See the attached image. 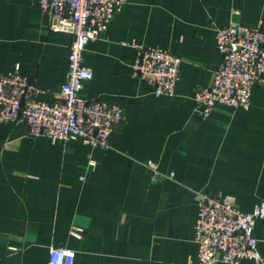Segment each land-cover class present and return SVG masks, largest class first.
Instances as JSON below:
<instances>
[{
	"label": "crops",
	"instance_id": "crops-1",
	"mask_svg": "<svg viewBox=\"0 0 264 264\" xmlns=\"http://www.w3.org/2000/svg\"><path fill=\"white\" fill-rule=\"evenodd\" d=\"M233 20L264 30V0H128L121 7L84 51L93 76L81 94L124 107L110 148L30 137L22 122L0 125V264H49L52 245L73 249L75 264H196L201 193L231 195L244 212L264 199V80L249 109L220 104L203 118L194 98L221 61L215 27ZM51 23L32 0H0V70L20 63L49 101L66 81L72 41ZM128 41L181 57L173 95L156 96L133 77L137 49ZM148 162L173 177H155ZM254 235L264 257V219Z\"/></svg>",
	"mask_w": 264,
	"mask_h": 264
},
{
	"label": "built area",
	"instance_id": "built-area-1",
	"mask_svg": "<svg viewBox=\"0 0 264 264\" xmlns=\"http://www.w3.org/2000/svg\"><path fill=\"white\" fill-rule=\"evenodd\" d=\"M52 15L51 27L72 34L66 81L57 99L46 100L47 91L24 72L20 63L0 70V125L24 123L30 137L47 136L66 141L81 138L91 147L110 148L111 134L125 118L120 102L88 98L81 94L83 82L93 73L84 63L89 41L96 39L128 0H32ZM216 47L221 61L209 83L194 91L197 111L210 116L217 105L249 109L257 83L264 80V30L261 23L233 20L215 27ZM125 44L137 49L132 75L150 84L156 96L173 95L180 78L182 59L168 49L135 41ZM96 162L90 161V166ZM155 177H173L148 162ZM84 178V176H83ZM264 219V199L252 211H241L231 195L200 194L194 240L198 245L196 264L245 259L264 264L254 235V224ZM72 234L81 236L74 227ZM49 264H75V251L65 245L50 247Z\"/></svg>",
	"mask_w": 264,
	"mask_h": 264
}]
</instances>
